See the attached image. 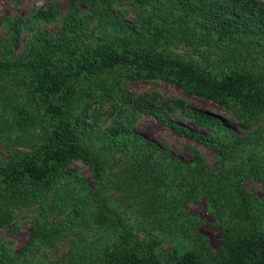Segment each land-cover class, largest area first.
Returning <instances> with one entry per match:
<instances>
[{
    "label": "trees",
    "instance_id": "trees-1",
    "mask_svg": "<svg viewBox=\"0 0 264 264\" xmlns=\"http://www.w3.org/2000/svg\"><path fill=\"white\" fill-rule=\"evenodd\" d=\"M79 1L89 10H81ZM121 1L71 0L61 19L53 4L30 16L2 20L7 31L0 35V80L24 90L27 103L21 110L20 104L9 102V113L1 110L0 119L12 125V132L25 122L39 131L30 151L13 147L9 156L0 157V184H24L13 201L35 203L38 213L22 250L14 252L0 242V264H33L29 256L36 246L56 240L68 241L69 247L53 264H264V230L254 211L256 202L242 181L227 171L229 158L252 143L257 132L242 135L216 114L183 106V118L205 127L197 131L166 117L175 111L170 105L142 102L126 87L133 78L176 83L225 106L241 127L250 128L253 118L248 114L264 111V0H126L134 9V21L125 19L117 7ZM50 22H58L60 30L40 26ZM23 32L28 33L27 40L15 53ZM173 42L197 46L211 61L174 55L169 51ZM222 43L231 46L228 56L216 54ZM105 101L121 107L114 112L117 115L112 113L108 127L89 114ZM136 111L214 150L217 168L205 166L198 157L182 160L134 131ZM92 147L124 152L134 165H152L159 172L170 164L175 171L177 167L188 171L196 186L200 183L201 191L209 194L210 208L226 195L218 186L225 181L238 200L242 222L220 227L225 234L216 250L195 228L191 235L181 233L173 249L164 250L160 235L139 236L106 198L103 185L120 189L124 184L106 176L101 153ZM155 155L161 156L160 162L152 161ZM72 158L89 164L96 186L66 170ZM257 206L264 210V202ZM89 233L96 239L83 237Z\"/></svg>",
    "mask_w": 264,
    "mask_h": 264
},
{
    "label": "rangeland",
    "instance_id": "rangeland-1",
    "mask_svg": "<svg viewBox=\"0 0 264 264\" xmlns=\"http://www.w3.org/2000/svg\"><path fill=\"white\" fill-rule=\"evenodd\" d=\"M70 1L0 0V35L7 31L2 22L5 17L30 16L33 10L54 4L61 19L70 6ZM77 4L81 10H89L88 5L83 1H79ZM116 5L124 12L125 19L135 20L134 9L128 1L122 0L120 5ZM94 25L93 22L91 26ZM40 26L42 29L54 31H59L61 28L58 22L41 23ZM27 37V32H23L19 36L17 40L19 44L15 47V53L21 51ZM169 51L187 59L209 58L199 47H192L179 42H173ZM212 52H217L216 54L219 56H228L231 52V46L222 43L216 52L214 50ZM212 56L214 54L211 53V59ZM222 60L223 58L220 61L222 62ZM222 63L230 65L229 61ZM207 64L208 68L212 67L211 69H213L214 65L209 66V63ZM218 70L220 71L219 68ZM126 87L134 97H138L142 102L147 103L154 100L161 104L170 105L175 111L168 112L166 117L175 119L197 131H205V127L198 126L191 118H183V106L191 105L216 114L230 123L242 135H248L252 131L257 132L256 139L252 143L246 144L229 158L227 171L232 179L242 181L249 197L255 200L254 211L260 228L264 230V210H259L257 206L260 201L264 202V111L256 109L253 115L248 114L253 119L250 128H245L240 126L241 123L235 118L236 115L227 110L225 106L214 100L192 94L176 83L158 78H133L127 81ZM25 93L20 87L12 86L7 80L1 79L0 111L4 110L8 114L11 105L8 103L11 101L17 105L20 104L22 110V105L27 103ZM79 99L77 98L76 104L79 103L77 106H80ZM120 109V105H115L112 101H105L89 110V114L97 119L102 127H108L114 120L112 113ZM132 129L182 160L191 161L198 157L205 166L217 168V154L214 150L189 137L177 134L148 113L136 111ZM38 131V127L30 124V122H25L23 127L15 126L12 132V125L0 119V157L9 156L13 147L30 151L38 139ZM92 149L96 153L98 151L101 153L100 159L106 176L111 177L115 184L116 180L124 184L120 188L121 190L116 186L103 185L102 191L106 198L108 200L111 198L112 206L122 211L124 218L133 224L139 236L160 235L159 239L164 250L173 249V243H179L181 233L189 232L191 235L194 228L199 235L205 236L211 248L216 250L225 234L220 227H237L242 222L238 200L225 181L218 186L221 188L220 190L226 192V195L215 207L210 208L209 194L201 191L200 183L196 186L194 175L188 171L179 167L175 171L173 170L175 166L170 164L167 165L169 168H166L165 172H159L152 165L141 164L140 162L134 165L132 157L124 152L100 151L97 147H92ZM144 156L148 157L145 153ZM158 157V155L153 156L152 161L160 162L161 156L159 159ZM65 168L77 173L88 185L96 186L92 169L83 159L72 158L66 163ZM114 173H119L120 177L114 178ZM23 190L24 184L22 183L0 184V242L9 245L14 252L22 250L28 242L31 236L30 225L38 216L37 204L25 199L13 201L14 197ZM58 215L61 216L62 213ZM93 235L95 233H89L83 237ZM96 237V235L93 236V239ZM68 247L69 242L66 240H56L50 244H38L29 257L32 258L33 264H53L66 254Z\"/></svg>",
    "mask_w": 264,
    "mask_h": 264
}]
</instances>
